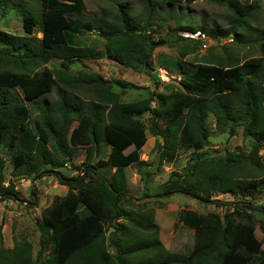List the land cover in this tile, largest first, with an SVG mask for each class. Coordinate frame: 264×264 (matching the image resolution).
<instances>
[{
  "label": "trees",
  "instance_id": "16d2710c",
  "mask_svg": "<svg viewBox=\"0 0 264 264\" xmlns=\"http://www.w3.org/2000/svg\"><path fill=\"white\" fill-rule=\"evenodd\" d=\"M182 1L194 0H148L138 13L120 7L85 20L72 16L85 9L83 0H39L38 13L20 2L0 0V8L20 12L25 34L0 29V143L11 151L14 169L32 179L54 174L66 186L65 194L41 211L46 238L41 234L35 258L27 240L14 239L10 248L0 247V264H37L46 244L43 264H264V206L210 199L214 192L264 194V151L259 153L264 150V42L256 57L210 54L195 62L189 57L194 47L184 41L198 39H156L151 31L156 3ZM214 1L232 15L226 28L184 26L176 18L179 27L216 40L232 35L244 43L256 1ZM92 31L96 38L88 44L82 34ZM260 32L264 39V26ZM165 44L178 47L177 57L163 65L178 73V80L142 99L123 101L121 80L72 67L73 61L109 58L149 73L154 49ZM53 59L58 66L51 68L47 64ZM52 90L54 99H41ZM145 114L148 121L142 120ZM209 116L217 133L235 135L241 128L242 136L253 141L249 153L209 151ZM147 131L154 137L153 161L141 159ZM82 150L81 165H74ZM183 154V170L169 172L158 191L150 193L149 179ZM131 166L143 182L138 198L128 190ZM3 168L0 156V195L8 198L15 192L2 185ZM173 193L223 206L221 214L187 207L178 211L177 221L194 235L187 253L164 246L155 208L146 203ZM255 219L263 232L260 239ZM108 247L114 252L104 257Z\"/></svg>",
  "mask_w": 264,
  "mask_h": 264
},
{
  "label": "rangeland",
  "instance_id": "374dc122",
  "mask_svg": "<svg viewBox=\"0 0 264 264\" xmlns=\"http://www.w3.org/2000/svg\"><path fill=\"white\" fill-rule=\"evenodd\" d=\"M22 3L26 8L39 12L41 9L39 0H14ZM85 9L79 13L72 14L73 17L81 19H91L99 16H108L115 12L117 8H125L128 12L138 13L148 0H83ZM245 3H252L256 1V10L251 18H248L249 29L245 33L246 41L244 43H238L233 39V36L224 37L221 39H212L204 35L203 32L192 33L186 30L184 27H179L176 22V18H182L183 25L197 26L205 25L215 28H226L228 26V20L232 18L230 11L224 4H219L214 0H194L193 2L182 1L173 6L166 5L164 3H156L154 12L151 16L153 24L151 26L152 35L164 38H174L175 35L187 37L188 39H198L199 42H193L186 40L184 43L194 47V53L189 56L195 62H199L202 58H207L210 54L226 56L229 54L235 55L241 60L245 57L259 56L260 42L263 41L261 34V28L264 26V0H241ZM7 8H0V29L16 34L24 35L22 29L21 14L18 10H6ZM6 14V15H4ZM159 24V25H157ZM35 27V36L40 37L41 33L37 32ZM240 31V29L238 30ZM242 31H240L241 33ZM34 36V35H32ZM85 42L90 43V39L96 38V32L92 31L88 34H82ZM83 39V38H82ZM96 45H100L96 40ZM178 55L177 46L160 45L153 51V67L154 69L148 71H136L128 67H124L119 63L109 58H102L96 60H81L73 61V70L79 71H91L102 75L107 80L118 79L125 85V93L122 96L123 101H133L136 99H142L148 95L152 90H165L163 83L166 85H175L178 80V73L169 71L163 65L171 62ZM49 67H57L58 61L53 59L48 64ZM165 69L168 74V80L160 82L159 69ZM172 70V69H171ZM168 77V75H167ZM174 80V81H173ZM158 83V85H156ZM54 90L44 94L41 99H54ZM153 104V103H152ZM33 112V109H32ZM36 112V111H34ZM149 114L142 116L143 121H148ZM207 126L211 130V136L207 149L212 153L224 154L226 151H233L240 153L242 156L247 155L250 151L252 140L250 138H244L241 133V128H236L235 135H228L227 133H217L214 130L213 118L209 116L207 118ZM153 144V136L147 131V143L142 150L141 158L153 161L155 152L151 149ZM131 147L127 148L125 152L129 151ZM264 150H260V154ZM263 154V153H262ZM11 151L0 143V156L4 160L3 177L1 183L4 187L13 186L14 196L4 198L0 195V247L10 248L13 245L14 239H25L32 246L33 259L39 249L40 236H44V227L41 220V211L48 206L55 196H61L65 194L66 187L58 182L54 174L43 176L42 178L32 179L31 176L25 173L23 169H14L10 163ZM243 158V157H242ZM84 159L83 150L73 160L74 165H81ZM187 160V155L183 154L179 156L173 164H164L160 167V170L155 173L149 179V185L153 187L150 193L158 191L160 184L165 181L169 172L172 170L182 171ZM264 165V159H262ZM71 166L67 165L66 168L70 170ZM77 171L72 170V174ZM127 179L129 183L128 190L135 197L142 195L144 190L143 182L140 179V175L136 171L135 166L127 168ZM148 185V184H147ZM155 187V188H154ZM141 188V189H140ZM218 193V192H217ZM215 195H211L210 199H215ZM217 198H228L224 195H217ZM233 199V197H231ZM235 200L249 201L254 204L264 206V195L254 193L252 195L241 194L236 196ZM147 206H152L157 212L159 222L163 231V244L171 252L187 253L191 249L194 241L193 231L182 227L177 221L178 209L183 207L193 208L197 212L207 213L210 211L223 212V206L216 202L202 201L201 199L194 198L184 193H173L167 197L159 199H152L146 202ZM174 208V211H170V208ZM249 210V209H248ZM261 216V213L255 212L254 214ZM169 219V220H168ZM171 219V220H170ZM174 224L173 233L168 232ZM255 235L257 238H262L263 232L259 227L257 219L254 222ZM46 241V240H45ZM47 242V241H46ZM264 249V244H262ZM114 252V249L108 247L104 253V257H110ZM49 253L48 244L45 245L42 258L37 264H43Z\"/></svg>",
  "mask_w": 264,
  "mask_h": 264
},
{
  "label": "crops",
  "instance_id": "0c3cea01",
  "mask_svg": "<svg viewBox=\"0 0 264 264\" xmlns=\"http://www.w3.org/2000/svg\"><path fill=\"white\" fill-rule=\"evenodd\" d=\"M36 111V110H35ZM36 112H34V114H35ZM146 143H147V140H146ZM145 143V144H146ZM153 143H154V137H153ZM152 147H153V144H152ZM152 147H151V149H152ZM143 148H144V146L142 147V150H143ZM142 159V158H141ZM143 160H149V157H147L146 159H143ZM66 187V186H65ZM141 189V188H140ZM64 190H66V188L64 189ZM142 192H143V190H142ZM219 194H224L225 196H227L228 198H225V199H221L220 201H222V202H230V201H234L233 199L236 197V196H238L239 197V194H235V193H231V192H214L213 193V195H215L214 197H216L217 195H219ZM264 195V194H263ZM231 197H233V199H231ZM188 208V207H187ZM190 209H193V208H190ZM180 209H178V211H179ZM193 210H195V209H193ZM170 211L172 212V211H174V208L172 207V208H170ZM169 220V219H168ZM171 220V219H170ZM155 221H156V223L159 225V237H160V239H161V241L163 242V239H162V237H163V231H162V226H161V223L159 222V219H158V216H157V212H156V210H155ZM174 222L173 221H171V225H172V227H171V229L168 231V232H170V234H172L173 233V230H174ZM181 226L182 227H185V226H183L182 224H181Z\"/></svg>",
  "mask_w": 264,
  "mask_h": 264
},
{
  "label": "built area",
  "instance_id": "2783aa9c",
  "mask_svg": "<svg viewBox=\"0 0 264 264\" xmlns=\"http://www.w3.org/2000/svg\"><path fill=\"white\" fill-rule=\"evenodd\" d=\"M159 70H160L159 73H163V74H159V77H160L161 81L168 80V78L170 77L168 72L165 69H163V68L159 69ZM167 75H168V77H167ZM219 195H224V194H219ZM215 199L221 200V198H217V196L215 197Z\"/></svg>",
  "mask_w": 264,
  "mask_h": 264
}]
</instances>
